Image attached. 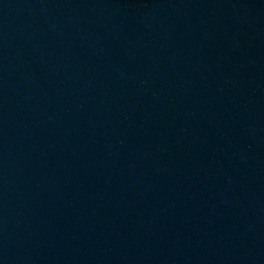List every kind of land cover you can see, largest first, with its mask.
I'll return each mask as SVG.
<instances>
[{
	"label": "water",
	"instance_id": "1",
	"mask_svg": "<svg viewBox=\"0 0 264 264\" xmlns=\"http://www.w3.org/2000/svg\"><path fill=\"white\" fill-rule=\"evenodd\" d=\"M0 264H264V0H0Z\"/></svg>",
	"mask_w": 264,
	"mask_h": 264
}]
</instances>
